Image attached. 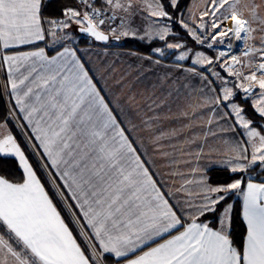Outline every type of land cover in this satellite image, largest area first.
<instances>
[{"label":"snow or ice","instance_id":"1","mask_svg":"<svg viewBox=\"0 0 264 264\" xmlns=\"http://www.w3.org/2000/svg\"><path fill=\"white\" fill-rule=\"evenodd\" d=\"M201 3L0 0V264H264V0Z\"/></svg>","mask_w":264,"mask_h":264},{"label":"trees","instance_id":"2","mask_svg":"<svg viewBox=\"0 0 264 264\" xmlns=\"http://www.w3.org/2000/svg\"><path fill=\"white\" fill-rule=\"evenodd\" d=\"M186 2H188V0H186ZM115 48H121V47H115ZM121 49H126V50L137 49L141 52L147 51V49L140 42H138L136 40H128V41L124 42V47ZM239 98L240 97L238 96L237 99L239 100ZM5 110H6V106H5L4 100H0V115H2ZM248 112H249V114L252 113V109H251L250 105L248 106ZM6 167L8 169L15 171V165L11 161H9L7 163ZM209 174L213 177V182H224L225 178L227 176V173H225L223 171H219V170L211 171ZM231 202H233L237 207H239L240 198L233 194V198H232ZM243 231H244L243 225L240 223L239 220H237L236 228H235V234H236V237L238 240L241 237V235L243 234Z\"/></svg>","mask_w":264,"mask_h":264},{"label":"crops","instance_id":"3","mask_svg":"<svg viewBox=\"0 0 264 264\" xmlns=\"http://www.w3.org/2000/svg\"><path fill=\"white\" fill-rule=\"evenodd\" d=\"M126 51H127L126 49L110 47L108 49V53H107L108 59H113L116 56H120L121 53L126 52ZM94 52L99 54L100 59H104V49L102 48V46H98L97 48H95ZM121 58L126 60V57H121ZM93 59L94 60L96 59L95 55L93 56ZM123 67H124L123 64H120V63L117 64V68L119 70H123ZM102 83H104V82H102ZM104 86H105V91L108 92L109 95H111L113 93H118L120 91L119 88H117L115 86L114 80L111 78L108 79L107 83ZM134 135H135V133H134ZM157 166H159V162H158Z\"/></svg>","mask_w":264,"mask_h":264},{"label":"rangeland","instance_id":"4","mask_svg":"<svg viewBox=\"0 0 264 264\" xmlns=\"http://www.w3.org/2000/svg\"><path fill=\"white\" fill-rule=\"evenodd\" d=\"M196 2L200 4V8L202 9L204 5H203V3H201V0H196ZM229 23H230V22H229ZM235 51H236L237 53H239V51H240L239 42H237V47H236ZM210 54H211V53H210ZM212 54H214V53H212Z\"/></svg>","mask_w":264,"mask_h":264}]
</instances>
